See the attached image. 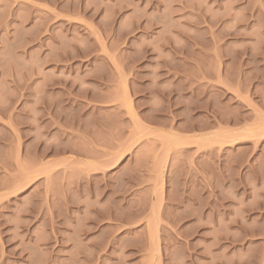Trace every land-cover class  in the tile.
<instances>
[{
    "label": "rangeland",
    "instance_id": "1",
    "mask_svg": "<svg viewBox=\"0 0 264 264\" xmlns=\"http://www.w3.org/2000/svg\"><path fill=\"white\" fill-rule=\"evenodd\" d=\"M0 264H264V0H0Z\"/></svg>",
    "mask_w": 264,
    "mask_h": 264
}]
</instances>
